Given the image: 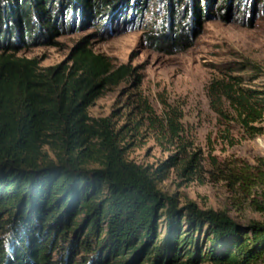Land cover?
<instances>
[{
    "label": "trees",
    "instance_id": "1",
    "mask_svg": "<svg viewBox=\"0 0 264 264\" xmlns=\"http://www.w3.org/2000/svg\"><path fill=\"white\" fill-rule=\"evenodd\" d=\"M260 1L221 0L217 7L218 0H158L166 16L156 17L151 29L161 35L148 33V40L186 49L190 33L198 34L215 7L220 15L227 11L223 18L234 9L255 16ZM130 3L0 0V264L264 261V221L244 224L228 209L203 210L193 201L180 208L175 196L158 189L175 163L151 171L129 161L121 131L108 118L89 116L105 90L129 74L127 66L115 70L88 38L73 48L72 66L42 69L39 59L18 56L23 49L55 45L70 30L120 20L134 25L149 1ZM257 70L240 63L207 87L211 110L228 126L227 139L230 124L242 139L264 133V86H253L255 77L248 75ZM170 127L179 137L172 120ZM195 161L196 155L185 170L197 167ZM210 165L212 178L264 215L263 158L228 164L211 156Z\"/></svg>",
    "mask_w": 264,
    "mask_h": 264
},
{
    "label": "rangeland",
    "instance_id": "2",
    "mask_svg": "<svg viewBox=\"0 0 264 264\" xmlns=\"http://www.w3.org/2000/svg\"><path fill=\"white\" fill-rule=\"evenodd\" d=\"M148 1L147 11L135 15L134 25L120 20L107 27L105 22L86 31L70 30L57 38V44L23 49L18 56L39 59L42 69L72 66L73 48L88 38L89 47L108 58L115 70L129 68V74L119 84L109 86L88 109L91 118H108L114 130L121 131L126 158L151 171L174 162L166 178L158 181V189L175 196L180 208L193 201L203 210L228 209L244 224L252 219L264 221V215L234 195L226 182L209 174L211 156L228 164L264 159V133L242 139L239 128L230 124L231 138L227 139L228 126L219 123L207 94L212 79L243 62L258 67L257 72H248L255 77L252 85L264 86V3L255 16L234 9L223 18L227 11L218 14L217 7L222 4L218 0L217 7L203 18L198 34L190 33L192 45L185 49L150 43L148 33L161 35L151 27L156 17L166 16V6L158 0ZM171 120L179 137L170 130ZM262 126L264 129V123ZM47 153L56 159L48 148ZM194 155L197 167L186 171Z\"/></svg>",
    "mask_w": 264,
    "mask_h": 264
}]
</instances>
